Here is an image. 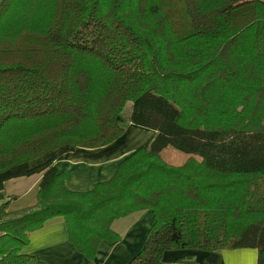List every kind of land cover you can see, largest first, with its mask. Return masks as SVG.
I'll return each instance as SVG.
<instances>
[{"label":"trees","instance_id":"obj_1","mask_svg":"<svg viewBox=\"0 0 264 264\" xmlns=\"http://www.w3.org/2000/svg\"><path fill=\"white\" fill-rule=\"evenodd\" d=\"M127 123L154 133L109 179L69 189L56 159ZM33 174V206L0 204V264H45L20 249L58 217L92 259L118 239L114 219L147 209L155 221L128 264L264 251V0H0V190Z\"/></svg>","mask_w":264,"mask_h":264},{"label":"crops","instance_id":"obj_2","mask_svg":"<svg viewBox=\"0 0 264 264\" xmlns=\"http://www.w3.org/2000/svg\"><path fill=\"white\" fill-rule=\"evenodd\" d=\"M153 133L148 127L127 123L124 132L111 143L94 148L76 147L61 154L55 162L66 169L69 189L90 190L95 183L112 177L119 163ZM40 177L41 174H33L7 180L0 190V204L9 200L11 211L33 206L37 202ZM154 221V213L148 209L114 219L111 229L118 239L101 241L95 256L88 259L68 240L63 219L53 218L28 234V241L20 252L45 264H128L143 248ZM162 259L168 264H264V251L256 248L169 249L164 251Z\"/></svg>","mask_w":264,"mask_h":264},{"label":"rangeland","instance_id":"obj_3","mask_svg":"<svg viewBox=\"0 0 264 264\" xmlns=\"http://www.w3.org/2000/svg\"><path fill=\"white\" fill-rule=\"evenodd\" d=\"M131 108H132V103L127 102L122 113L125 114V116H127L130 113ZM162 156L168 163L175 164V165L180 164V162H182L185 158L184 153L178 150L171 149V148H168L167 150H165Z\"/></svg>","mask_w":264,"mask_h":264}]
</instances>
